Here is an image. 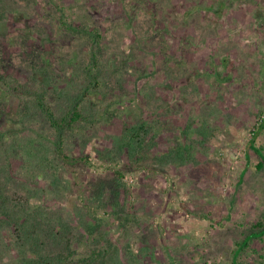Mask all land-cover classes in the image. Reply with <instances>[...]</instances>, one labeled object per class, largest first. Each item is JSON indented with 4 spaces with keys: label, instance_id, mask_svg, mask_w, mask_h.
Segmentation results:
<instances>
[{
    "label": "rangeland",
    "instance_id": "374dc122",
    "mask_svg": "<svg viewBox=\"0 0 264 264\" xmlns=\"http://www.w3.org/2000/svg\"><path fill=\"white\" fill-rule=\"evenodd\" d=\"M93 28L102 33L105 58L103 72L94 75L111 83L106 91L91 90V98L114 97L117 107L87 133L85 148L68 136L67 153L85 154L93 163L80 166L82 178L71 175L74 181L50 191L51 197L32 200L63 216L81 236L78 193L89 197L99 179L112 174L116 155H108V135L121 127L119 109L131 99L145 100V115L160 112L170 122L155 152L175 145L186 122L209 128L206 141L194 142L192 161L168 163L164 172L126 171L122 181L133 194L120 189L122 219L111 203L93 202L84 214L102 218L115 241L119 222L128 223L118 253L130 246L135 264H233L236 242L264 219V168H255L253 151L245 157L252 130L264 121V0H0V75L47 80L52 101L56 86L74 94L61 72L83 68L90 44L85 30ZM15 105V97L6 103L8 117ZM34 128L44 143L48 130L40 123ZM191 137L197 140V132ZM257 143L264 151V127ZM37 163L33 159L31 168ZM42 170H35L40 187L47 181ZM22 171L19 183L31 177ZM108 182L102 184L104 200L112 191ZM263 255L264 237L253 238L237 260L256 264Z\"/></svg>",
    "mask_w": 264,
    "mask_h": 264
},
{
    "label": "trees",
    "instance_id": "16d2710c",
    "mask_svg": "<svg viewBox=\"0 0 264 264\" xmlns=\"http://www.w3.org/2000/svg\"><path fill=\"white\" fill-rule=\"evenodd\" d=\"M71 28L77 30L72 26ZM85 34L90 36L89 59H85L83 68H70L61 72L64 80L68 81L67 88H74V94L67 93L65 86H56L58 97L52 101L47 80L38 78L19 82L13 76L0 75V264H135L130 246H127L121 256L118 253L123 239L121 236L124 233L126 235L128 223L119 222L118 240L115 241L107 232L105 221L95 214H84V209L90 210L89 206L93 202L103 207L111 203L113 215L122 219L120 189L124 194H133L122 181L126 171L147 168L150 172H164L163 167L168 163H187L192 161L195 154L194 142L203 145L207 139L209 128H200V131L186 122L176 132L175 145L168 144L163 151L155 152L160 144L162 131H168L170 122L160 112H157L158 116L150 110L145 115L149 106L147 102L143 100L135 103L131 99L129 106L119 109V131L108 135L112 141L111 147L107 148L108 155H116L111 158L115 165L112 176L100 178L99 183L89 192V197L83 190L78 193L80 207L76 208L78 212L75 213H78L82 235L78 237L75 228L71 223H66L68 221L65 222L63 216L56 218L53 212L45 209L44 203L32 200L34 196L51 197L50 191H59L60 186L68 179L74 181L71 175L82 178L84 171L80 166H91L93 163L85 154L74 156L67 153L70 150L68 136L80 139V147L85 148L87 133L93 129L98 130L104 124L106 115H111V107L116 108L118 104L114 97L91 98V90L99 87V90L106 91L105 88L110 86L111 81H105L103 76L100 81V75H94V71L101 74L104 69L102 33L93 28L85 30ZM99 83L104 87L99 86ZM12 97L16 101L15 114L8 117L4 107ZM151 114L157 117L153 118ZM10 118L16 121L11 123ZM262 121L252 130L245 150L247 159L249 151H253L259 158L255 164L256 169L264 168V151L257 143V136L264 127ZM38 123L42 125V129L48 130L44 143L41 141L43 137L34 128ZM26 129L27 133H24ZM193 132H197V140L191 137ZM47 138L54 140L51 139L50 142ZM51 144L52 147L49 148ZM33 159L38 162L35 169L30 166ZM19 167L23 169L25 176L29 172L28 176H31L20 183L17 180ZM35 170L45 172V186L40 187V178ZM243 172L244 170L241 176ZM104 182H108L112 189L106 200L102 196ZM263 237L264 219L256 222L253 230L236 242L232 263L240 264L237 256L243 247L253 238ZM256 264H264V255Z\"/></svg>",
    "mask_w": 264,
    "mask_h": 264
}]
</instances>
